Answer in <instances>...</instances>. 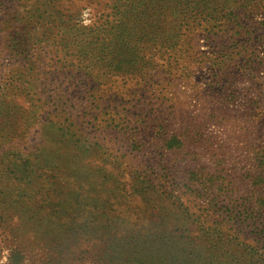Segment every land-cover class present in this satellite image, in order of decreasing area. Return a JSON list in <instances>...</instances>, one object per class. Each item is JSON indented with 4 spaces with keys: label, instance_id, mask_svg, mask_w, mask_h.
<instances>
[{
    "label": "rangeland",
    "instance_id": "obj_1",
    "mask_svg": "<svg viewBox=\"0 0 264 264\" xmlns=\"http://www.w3.org/2000/svg\"><path fill=\"white\" fill-rule=\"evenodd\" d=\"M102 1L0 0V264H200V229L257 263L264 11L224 28L221 58L201 32L171 50L163 23L123 74L95 42Z\"/></svg>",
    "mask_w": 264,
    "mask_h": 264
},
{
    "label": "trees",
    "instance_id": "obj_2",
    "mask_svg": "<svg viewBox=\"0 0 264 264\" xmlns=\"http://www.w3.org/2000/svg\"><path fill=\"white\" fill-rule=\"evenodd\" d=\"M246 1L249 2L248 6H245L243 0L102 1L107 4H104L105 9L102 10L100 18L96 19L100 23L96 25L95 42L99 37L102 42V51L106 52V55H110L108 67L111 72L135 73L136 69H127L140 61L147 63L144 59L145 42L156 38L159 32L164 30L163 23L176 21L178 24L173 31L174 40L172 44L168 43V48L176 52H183L182 50L188 52L186 47L196 39L198 32H201L209 43L215 41L216 45L212 44V53L220 58L229 57L231 55L229 50L218 41V38H221L220 33L225 34L224 28L231 23L238 22L248 13H258L259 9L264 11V0ZM106 7L109 9L108 11H105ZM137 73H140V70ZM135 116L138 135L140 132H152L154 125L149 120L154 122L156 117V112L152 107H137ZM167 145L165 144L166 147ZM136 150L143 154L148 152V147L140 144ZM202 231V229L199 230L194 236V240L186 236L190 243L195 244L200 264H264V260L258 263L256 258L257 256L264 259L262 254H259L260 252H252L251 258L255 259L257 263L249 261L239 249L232 250L233 248L228 249L219 245L220 242L225 241L220 235ZM229 238L228 243L237 246L235 242L238 235L232 234ZM247 249L245 248L244 251L247 252ZM249 253L251 252L249 251ZM203 257L205 261L201 260Z\"/></svg>",
    "mask_w": 264,
    "mask_h": 264
}]
</instances>
